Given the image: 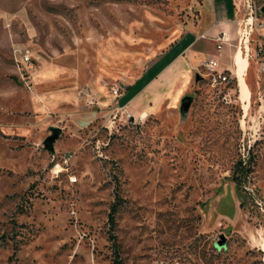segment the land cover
<instances>
[{
    "label": "rangeland",
    "instance_id": "374dc122",
    "mask_svg": "<svg viewBox=\"0 0 264 264\" xmlns=\"http://www.w3.org/2000/svg\"><path fill=\"white\" fill-rule=\"evenodd\" d=\"M206 7L0 0V264H114V256L120 264H264V76L248 65L235 20L225 27L232 74L224 86L212 87L198 66L202 78L187 73L177 98L157 101L152 89L113 122L108 113L120 105L109 88L120 94L171 41L202 25ZM206 41L201 50L213 45ZM67 91L71 102L35 104ZM81 91L99 106L88 107ZM183 95L190 102L180 113ZM49 126L60 129L52 153L42 147ZM64 152L70 158L54 175Z\"/></svg>",
    "mask_w": 264,
    "mask_h": 264
},
{
    "label": "crops",
    "instance_id": "0c3cea01",
    "mask_svg": "<svg viewBox=\"0 0 264 264\" xmlns=\"http://www.w3.org/2000/svg\"><path fill=\"white\" fill-rule=\"evenodd\" d=\"M206 2L208 9L206 7V12L203 11L202 25L194 28V32L189 31L180 39L171 41L148 63L137 78L126 84L117 96L116 102L118 101L119 106L130 109L135 108V105L141 106L147 91L152 89L156 90L153 95L157 101L172 97L176 91V98L181 94L186 87L187 73L192 71L194 76L197 67L213 53V45L209 49L201 50V47L207 43L206 39L217 36L221 30L225 31L226 25L235 18L233 0H206ZM201 51H204L205 55L198 59V53ZM227 52V48L223 46L214 57L218 62V69L229 70L232 74V65L224 60ZM37 99L40 102L35 101L36 106L45 110L56 102H71L74 100V95L72 91H67L37 96Z\"/></svg>",
    "mask_w": 264,
    "mask_h": 264
},
{
    "label": "built area",
    "instance_id": "2783aa9c",
    "mask_svg": "<svg viewBox=\"0 0 264 264\" xmlns=\"http://www.w3.org/2000/svg\"><path fill=\"white\" fill-rule=\"evenodd\" d=\"M233 7L235 10L234 20L238 26L236 30V32L239 34L238 43L239 41H242L241 47L243 48V51H245L248 65L252 63L257 75L264 76V16L260 13L259 6H256V0H238V2L233 0ZM228 39L229 37L224 30H221L217 36L212 37L211 40L213 41V53L209 58L205 59L199 65V67L203 68L205 72V78L212 87L224 86L229 81L230 75L225 74V71H228L229 73L231 72L225 69H218V62L214 57L221 51L225 44H228L226 43ZM237 49H239V47ZM19 54L21 57V62L26 63L29 61L25 52L22 54L19 52ZM109 89L113 99L119 95L118 85L111 86ZM82 92L83 91H81V93ZM83 95L85 104L88 107L99 106L98 101L88 92L86 93L84 91ZM225 97L226 96L223 95L222 99L225 100ZM226 101L227 100H225V102ZM121 108L123 107L113 105L110 106L108 113L112 122L117 111ZM126 117H128V114H126ZM69 158V152L61 153L57 158L58 160H56L50 166L49 171L54 175H57L61 170L65 169ZM69 179L71 182H73L75 177L71 176Z\"/></svg>",
    "mask_w": 264,
    "mask_h": 264
},
{
    "label": "water",
    "instance_id": "95a60500",
    "mask_svg": "<svg viewBox=\"0 0 264 264\" xmlns=\"http://www.w3.org/2000/svg\"><path fill=\"white\" fill-rule=\"evenodd\" d=\"M259 11L260 13L264 16V4L262 6L259 7ZM194 81H197L199 79H201L202 77L198 74V73H194ZM190 96L189 95H183L180 97L179 99V104H178V110L179 112H186L188 106H189V100ZM49 130V134L46 135L44 137V139L42 140V147L52 153L53 151V142L56 140L57 136L60 133V129L56 126H49L48 128ZM220 240L216 242V246L220 245V241L222 240V236H220L219 238Z\"/></svg>",
    "mask_w": 264,
    "mask_h": 264
},
{
    "label": "trees",
    "instance_id": "16d2710c",
    "mask_svg": "<svg viewBox=\"0 0 264 264\" xmlns=\"http://www.w3.org/2000/svg\"><path fill=\"white\" fill-rule=\"evenodd\" d=\"M118 197H116V201L113 202L111 205H110V208H109V212L107 214V220H108V224H109V227H112L113 226V221H114V212L116 211V207L118 205ZM108 238L109 239H113V236L112 235H108ZM114 254H117L116 253V250H114ZM112 263L114 264H120V259L117 258V256H114L113 260H112Z\"/></svg>",
    "mask_w": 264,
    "mask_h": 264
},
{
    "label": "bare ground",
    "instance_id": "6f19581e",
    "mask_svg": "<svg viewBox=\"0 0 264 264\" xmlns=\"http://www.w3.org/2000/svg\"><path fill=\"white\" fill-rule=\"evenodd\" d=\"M236 66H238V72H240V77H239V86L240 88L247 94L246 92V88H245V83H244V79L242 77L243 75V71L246 68V60L244 57H237L236 59ZM145 115V114H144Z\"/></svg>",
    "mask_w": 264,
    "mask_h": 264
}]
</instances>
